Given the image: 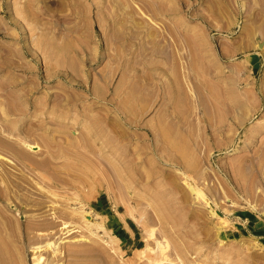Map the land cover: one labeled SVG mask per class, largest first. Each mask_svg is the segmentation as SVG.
<instances>
[{"label": "rangeland", "instance_id": "374dc122", "mask_svg": "<svg viewBox=\"0 0 264 264\" xmlns=\"http://www.w3.org/2000/svg\"><path fill=\"white\" fill-rule=\"evenodd\" d=\"M0 98V264H264V0H0Z\"/></svg>", "mask_w": 264, "mask_h": 264}, {"label": "bare ground", "instance_id": "6f19581e", "mask_svg": "<svg viewBox=\"0 0 264 264\" xmlns=\"http://www.w3.org/2000/svg\"><path fill=\"white\" fill-rule=\"evenodd\" d=\"M1 99V98H0ZM8 100V99H7ZM1 105V104H0ZM7 105V104H6ZM6 108V107H5ZM8 109V108H7ZM6 110V109H5ZM1 112V111H0ZM104 115V114H103ZM104 116H106L105 118H108V115L106 114V115H104ZM12 120H13V118H12ZM108 120V119H107ZM105 122V121H104ZM103 125V124H102ZM107 125V124H106ZM32 129V128H31ZM33 130V129H32ZM30 131V130H29ZM34 131V130H33ZM32 131V132H33ZM26 133V132H25ZM31 133V132H30ZM34 133V132H33ZM44 133V132H43ZM28 134H29V132H28ZM24 139V138H23ZM21 140L23 143H21L20 145V147H17L16 148V150H17V157L18 158H20L19 160L21 161V163L20 164H24V167H28L29 169H32V171L31 172H34L35 171V169H37V167L38 166H41L42 164H44V163H48V161H40V160H42V159H39V161H37V160H33L31 157H30V154H29V152H30V150H34L35 148H36V146L34 145V144H32V143H30V142H28V141H26V140ZM155 139H156V137H155ZM4 145V144H3ZM8 146V145H7ZM6 146V147H7ZM12 147V146H11ZM8 148H9V146H8ZM14 148V147H13ZM9 149H11V148H9ZM12 151H14V150H12ZM0 155L1 156H4L3 154H1L0 153ZM17 158V159H18ZM36 159V158H35ZM43 159H45V158H43ZM49 159V158H48ZM48 159H46V160H48ZM11 160V159H10ZM13 161H15V157H14V159H13ZM22 166V165H21ZM43 166V165H42ZM42 168V167H41ZM46 168V167H45ZM26 169V168H25ZM34 170V171H33ZM7 171H9V170H7ZM27 171V170H26ZM26 171L24 172V173H26ZM12 172V171H11ZM13 172H15V171H13ZM12 172V173H13ZM8 173V172H7ZM28 173V172H27ZM41 173V172H40ZM34 174H36V171H35V173ZM7 175V174H6ZM10 175V174H9ZM12 175V174H11ZM25 175V174H24ZM37 175V174H36ZM40 175V179L39 180H37V179H35V177H33V180H35V182H36V184H37V186L42 190V192L46 195H48V196H61V194H60V191H56V190H54L55 188V186L57 185L56 184V182L55 181H53V180H51V179H47L48 181H49V183L51 184V185H49L48 183V185H44L43 183L44 182H42V181H45L46 180V174L45 175H42V174H39ZM13 176V175H12ZM22 176V175H21ZM11 177V176H10ZM23 177V176H22ZM25 177V176H24ZM23 177V178H24ZM39 177V176H38ZM29 178V177H28ZM50 178V177H49ZM8 179V178H7ZM25 179V178H24ZM63 179V178H62ZM22 180V179H21ZM26 181H27V179H25ZM24 180V181H25ZM33 180L31 179L30 181V184L33 182ZM65 180V179H64ZM68 180V179H67ZM25 181V182H26ZM9 182H10V180H9ZM28 183H29V181H27ZM26 182V183H27ZM60 182V181H59ZM25 183V184H26ZM27 183V184H28ZM34 183V182H33ZM61 184V183H60ZM64 184H65V182H64ZM75 185V184H74ZM36 185H35V187H37ZM49 188H48V187ZM50 186H54L53 187V189L50 187ZM32 187H34V186H32ZM61 188V187H60ZM30 190V189H29ZM28 192V191H27ZM42 193V194H43ZM26 194V193H25ZM43 194V195H44ZM66 194V193H65ZM69 194V193H68ZM24 196V195H23ZM43 197V196H42ZM69 197V196H68ZM34 198V197H33ZM64 198V197H63ZM78 198V197H77ZM23 199V198H22ZM24 200V199H23ZM55 200V199H54ZM66 200H70L71 202H72V200H77L73 195H72V197L70 196L69 198H67ZM38 201V200H37ZM49 201V200H48ZM51 201V200H50ZM57 201V200H56ZM70 201H69V203H70ZM74 202V201H73ZM52 203V202H51ZM53 203H54V201H53ZM65 203H67L66 205H67V208H68V212H65L67 215L68 214H70V215H72V216H75V215H78L80 218H82L83 220V222H84V224L86 225V226H88V227H94V226H102V224H100V222H98V221H94L93 219H91L90 218V216H89V212H87V210H85V207L83 208L82 206H75V205H72V204H70V205H68V202L66 201ZM77 204H78V202H76ZM82 203V202H81ZM65 205V204H64ZM81 205V204H80ZM157 205V204H156ZM160 206V205H159ZM164 206V205H163ZM161 207V206H160ZM165 207V206H164ZM169 207V206H168ZM155 208H156V206H155ZM161 208H163V207H161ZM166 208V207H165ZM177 208V207H176ZM159 209V208H158ZM158 209H156L157 211H158ZM155 210V211H156ZM168 210V209H167ZM177 210V209H176ZM178 211V210H177ZM164 210H160L159 209V211H158V213L157 214H161V213H163L164 214ZM54 213H56V212H54ZM62 212H60L59 214H55L54 216H55V219H59V220H63V218H65V213H62ZM69 216V215H68ZM161 216H163L162 214H161ZM165 216H167V215H165ZM69 217H71V216H69ZM68 217V218H69ZM67 218V217H66ZM74 218V217H73ZM167 218V217H166ZM138 218H136V220H137ZM161 219V218H160ZM163 219H165L164 217H163ZM66 220V219H65ZM169 220V219H168ZM1 222V221H0ZM139 222V221H138ZM140 223H142V222H140ZM63 224H64V226L62 225V227H66V228H68L67 226H69L68 225V222H66V221H64L63 222ZM7 229V228H6ZM73 229V228H72ZM5 230V229H4ZM71 230V229H70ZM69 231V230H68ZM40 233L42 234L43 233V231H40ZM39 235V234H38ZM45 238V237H44ZM50 243L52 242V241H49ZM158 244H157V248L160 250V255L162 254V256L161 257H158V258H154V257H152V258H150V263L149 264H188V263H185L183 260L185 259H181V258H179V255H178V259H173V258H171V255L170 256H168V252L167 251H165L168 247V245L167 244H164L163 242V244H161L160 242H157ZM60 245H61V243H59ZM59 244H56V242H55V244H54V246H53V251H54V253H58V252H60V253H62V248H61V246L59 245ZM35 246H37V245H35ZM52 247V246H51ZM182 247V246H181ZM35 248V247H34ZM154 249V248H153ZM157 249V250H158ZM156 250V249H155ZM179 250V249H178ZM167 252V253H166ZM37 256V255H36ZM42 256V255H41ZM57 256H58V254H57ZM152 256V255H151ZM173 257V256H172ZM184 257V256H183ZM32 258V257H31ZM40 256H38L36 259H35V257L33 256V261H32V263L31 264H39V261H40ZM53 260V259H52ZM186 261V260H185ZM191 264V263H190ZM192 264H201V263H192ZM205 264H208V263H205Z\"/></svg>", "mask_w": 264, "mask_h": 264}]
</instances>
